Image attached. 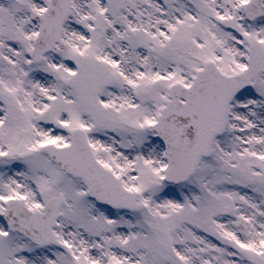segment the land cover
Wrapping results in <instances>:
<instances>
[{"label": "snow or ice", "instance_id": "6c2138e0", "mask_svg": "<svg viewBox=\"0 0 264 264\" xmlns=\"http://www.w3.org/2000/svg\"><path fill=\"white\" fill-rule=\"evenodd\" d=\"M0 264H264V0H0Z\"/></svg>", "mask_w": 264, "mask_h": 264}]
</instances>
